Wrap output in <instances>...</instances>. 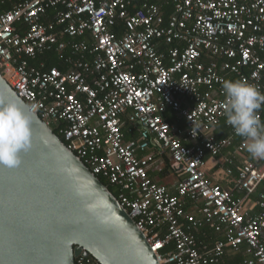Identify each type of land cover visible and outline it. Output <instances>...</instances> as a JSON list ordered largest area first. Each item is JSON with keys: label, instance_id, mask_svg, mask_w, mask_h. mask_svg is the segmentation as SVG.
<instances>
[{"label": "built area", "instance_id": "built-area-1", "mask_svg": "<svg viewBox=\"0 0 264 264\" xmlns=\"http://www.w3.org/2000/svg\"><path fill=\"white\" fill-rule=\"evenodd\" d=\"M165 4L172 10L167 19ZM0 5L10 6L0 9L1 77L93 175L117 189L116 200L160 264H217L242 246L250 256L245 264H264V190L250 199L264 183V159L242 160L234 189L212 184L204 171L207 157L232 144L215 139L223 121L242 139L236 152L246 149L226 123L222 85L231 76L264 94V0ZM66 51L64 69L32 64L43 53ZM180 97L192 106L181 107ZM166 108L184 119V130L162 119ZM257 116L264 127V103ZM125 128L137 138L127 139ZM151 148L156 154L139 156ZM154 155L169 157L175 195L148 177ZM185 201L201 202V219L186 212ZM204 225L223 233L210 248L190 233ZM75 264L97 263L77 257Z\"/></svg>", "mask_w": 264, "mask_h": 264}, {"label": "water", "instance_id": "water-1", "mask_svg": "<svg viewBox=\"0 0 264 264\" xmlns=\"http://www.w3.org/2000/svg\"><path fill=\"white\" fill-rule=\"evenodd\" d=\"M0 101L32 118V148L12 171L0 166V264H160L109 188L0 75ZM2 106V105H0Z\"/></svg>", "mask_w": 264, "mask_h": 264}, {"label": "clouds", "instance_id": "clouds-1", "mask_svg": "<svg viewBox=\"0 0 264 264\" xmlns=\"http://www.w3.org/2000/svg\"><path fill=\"white\" fill-rule=\"evenodd\" d=\"M222 88L226 123L244 138L246 150L253 158L264 159V127L257 116L264 94L239 80L225 81ZM0 105V166L14 171L22 164V154L32 148V118L15 103L0 101Z\"/></svg>", "mask_w": 264, "mask_h": 264}, {"label": "crops", "instance_id": "crops-1", "mask_svg": "<svg viewBox=\"0 0 264 264\" xmlns=\"http://www.w3.org/2000/svg\"><path fill=\"white\" fill-rule=\"evenodd\" d=\"M67 53L68 52H64ZM57 54V55H63ZM48 54L52 53H43L41 57L34 61L32 64L37 65L39 61L44 62L45 68L46 62L42 60L41 58L45 57ZM66 55V56H67ZM65 56V57H66ZM41 59V60H40ZM64 61V59H63ZM58 68V67H57ZM64 65L59 69H64ZM230 79L234 78L229 76ZM235 79V78H234ZM236 80V79H235ZM179 102L181 107L183 108H189L192 106L191 101L185 97H180ZM162 119L169 123L172 127L179 128L181 130H184L186 125V122L183 118L180 117V115L176 112H174L170 108L164 109V111L161 112ZM127 134V139H136L138 132L133 131L129 132L127 128L124 129ZM54 133V132H53ZM216 141L221 139H227L231 138L232 144L231 146L224 149V151L217 157H207L206 159V165L204 167V171L206 174V177L209 179V181L214 184L220 186L222 189H234L236 186V168L239 165V163L244 159H253V157L247 152L245 149L241 153L236 152V147L241 143V138L238 137H232L230 135L229 130L225 127V122L223 121L219 127L215 129L213 132ZM219 138V139H218ZM150 154H156L155 149L151 148L147 152H142L139 154L140 157H144L145 155ZM231 161L232 163H230ZM170 159L167 156H157L154 155L153 162L149 165L147 169L148 177L155 183L164 186L167 191L175 195L176 193V185H177V179L176 175L171 172L169 169ZM260 162L264 163V160H261ZM227 169L232 170V175L227 176L225 171ZM264 190V183L260 186L258 191L252 195L251 203H255L259 199V194L261 191ZM234 194L238 198H242L244 196L243 192L234 191ZM201 207V202L198 204H194L190 201H185V209L188 214L194 215L196 219H201L199 212V208ZM259 212L258 208H254L252 213L256 214ZM212 231V232H211ZM197 239V241L208 248L213 246V243L217 239H221L223 237L222 232H216L212 228H210L207 225L202 226L201 228H198L196 230H191V232ZM250 258V256L246 253V248L244 246L240 247L238 251H233L231 249H228L225 251L224 255L220 259V261L217 264H245V262Z\"/></svg>", "mask_w": 264, "mask_h": 264}, {"label": "trees", "instance_id": "trees-1", "mask_svg": "<svg viewBox=\"0 0 264 264\" xmlns=\"http://www.w3.org/2000/svg\"><path fill=\"white\" fill-rule=\"evenodd\" d=\"M1 6V5H0ZM10 6L9 5H5V6H3V7H0V9L1 10H7L8 8H9ZM171 7H170V5L169 4H165L164 6H163V14H164V18L165 19H167L168 17H169V15L171 14ZM113 32H115L116 33V30H112ZM117 34V33H116ZM67 55V53H64L63 55H57V54H54V53H52V54H48V55H46L45 57H43V58H41L42 60H44L45 62H46V66H47V68H52V67H58V68H61L63 65H64V61H63V58L65 57ZM40 59V60H41ZM228 79L230 80V81H236L234 78H231L230 79V77L228 76ZM53 132H54V134L56 135V136H58L62 141H63V139H62V137L55 131V130H53ZM219 139V138H218ZM168 167H169V169H170V162H169V165H168ZM99 179H100V181L104 184V185H106L108 188H109V190H110V192L114 195V196H116L117 195V189L114 187V186H112V185H110L105 179H103V178H101V177H99ZM212 232V231H211Z\"/></svg>", "mask_w": 264, "mask_h": 264}]
</instances>
